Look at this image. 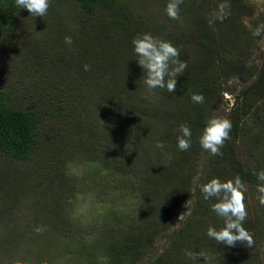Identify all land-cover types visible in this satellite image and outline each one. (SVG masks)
I'll return each mask as SVG.
<instances>
[{
  "label": "rangeland",
  "instance_id": "1",
  "mask_svg": "<svg viewBox=\"0 0 264 264\" xmlns=\"http://www.w3.org/2000/svg\"><path fill=\"white\" fill-rule=\"evenodd\" d=\"M114 1L117 4L116 10L120 9L122 12L125 10L130 18L142 25L146 23L153 26L151 21L158 22L160 27L151 29L153 31L151 34L171 41L180 50L181 60L186 61L187 65L205 66V56L193 41V37L198 35L195 23L201 22L196 17L180 10V20L170 19L165 11L168 0ZM242 1L243 9L240 13L247 33L240 41H234L238 44L226 47L228 49L226 57L238 59V64L258 68L264 59V30L261 31V35L255 37L254 32L264 25V0ZM187 3L189 1L185 0V4ZM74 11L70 0H51L45 17L34 18L26 10L22 14L20 28L14 33L0 37V86L10 89L6 101L14 105L20 101L30 104L32 99H39L41 94L49 90L45 88L47 82L43 81H52L56 77L59 80L65 79L60 83L62 87L69 85L70 98H66L62 103L69 107L72 103L76 104L72 92L78 83L73 82L72 74H70L72 78L61 76L62 73L66 74L62 65H72L75 52L71 51V45L80 41L71 20ZM147 18L150 22L145 21ZM65 36L72 37L71 45L64 43ZM143 79L132 90L136 99L134 98V101L132 99L131 103L139 106L141 110L139 113H143L142 117L145 118L144 121L134 119L139 120V123L137 122L139 127L132 126L136 123L131 125L129 118L126 117L127 105L113 107L105 99L96 101L93 94L92 99L86 92L75 90L79 98L82 96V102L76 104L77 113L83 124L82 130L78 129L72 117L59 115L58 121L48 117L49 124L41 128L43 154H35L30 162H22L0 153V209L5 208L1 210L0 264H128L132 258L134 259L133 253L122 258L109 253L106 249L112 238L111 229L117 224L136 225L147 219L155 225L159 213L164 212L162 210L164 199L169 200L170 205H167L168 215H163L160 219L166 221L167 230L154 236L152 246L146 249V254L143 253L141 260L136 259V264H146L157 255L163 258L164 264H222L219 254L204 251L202 248L201 252L196 253L200 254L198 257L189 258L177 248L168 247L170 234L181 226H190L192 223L189 219L192 201L188 204L191 199L174 200L177 192L174 190L168 192L169 186L165 185L167 190L157 191L153 199L141 204L143 198L136 192L141 184L136 178L133 180L134 177L130 174L123 177V171L127 166L133 170L137 165H141L140 161L145 164L139 157L150 158L151 164L147 167L152 170L163 164L165 169L172 171L176 164L171 161L180 155L176 150L177 136L180 134L177 122L174 118L172 120L174 126L170 122L167 128L166 124L156 122V116L174 111V115L179 117L189 116L186 104L162 95L161 89L149 93ZM182 79L183 74L178 77L177 82ZM234 81L235 79H231L227 85L240 88L239 82ZM70 89L73 91L70 92ZM132 94L130 93L128 98H131ZM233 97V93H223L222 99L216 101L213 113L227 118L232 109ZM43 100L44 98L41 101ZM42 102L36 104L41 108ZM51 103L46 105L50 106ZM82 106L85 107L84 111H81ZM128 132H136L132 138L133 143L141 137L142 140L137 143L139 147L143 142L148 145L150 143L149 146L161 143L163 147L156 145V149L161 151L150 152L146 157H142L143 152L135 148V143L126 148L123 145L116 149L109 148V141L115 142L120 138L121 142L128 136ZM261 132H263L261 127L249 126L245 128L244 135L232 140L237 144L243 161H250L248 160L250 157L254 162L260 159L255 163H259L264 170V138L261 137L263 136ZM251 137H258L255 140L259 144L255 145ZM163 139L167 141L165 144L161 142ZM200 149L192 156L187 166L191 168L193 174L192 182L204 176L201 171L210 157L207 152ZM129 150L132 152L134 150V154L139 157L129 158L128 165H124V154L127 151L129 154ZM59 158L65 161L62 163L63 173L51 171L42 179V184L35 173L29 172L30 166L37 168L40 165L55 164ZM117 159L123 165L118 164L121 168L118 173L111 169V166L117 164ZM35 160L37 165L34 164ZM175 161H178L177 158ZM229 179L234 178L226 177L220 180ZM259 183L260 181L257 184ZM257 184L252 187L247 185L245 203L248 216L245 221L255 225L256 219H259L264 228V207H261L256 199ZM61 185L63 187H59ZM57 187L59 189L58 192H54V196L60 194V213L55 216L54 201L51 197L52 191H56ZM151 206L157 208V216L149 209ZM202 218L201 223L204 227L201 231L206 230L209 225L216 226V219L208 213ZM37 227H43L44 230L38 234L35 231ZM13 228L20 231L21 242L14 256H10V252L8 253L3 246ZM209 239H207L209 243L214 242ZM173 245L176 247L175 243Z\"/></svg>",
  "mask_w": 264,
  "mask_h": 264
},
{
  "label": "trees",
  "instance_id": "2",
  "mask_svg": "<svg viewBox=\"0 0 264 264\" xmlns=\"http://www.w3.org/2000/svg\"><path fill=\"white\" fill-rule=\"evenodd\" d=\"M70 1L75 9L74 14L71 15V20L75 26L74 31L78 33L80 41L71 45V51L74 50L75 52L72 57V65H62L66 74L62 73L61 76L64 77L65 75L68 78H72L70 76L72 74L74 76L73 82L76 81L78 83L75 90L81 93L86 92L89 97L93 94L94 98L97 99L96 101L105 99L113 107L127 105L128 115L126 117L129 118L131 125L136 123L132 126L137 125L139 127V120L144 121L145 118L142 117L143 113H139L141 111L139 106L131 103L132 99L133 101L134 98L136 99V96L132 94V90L144 78V73L136 61L137 57L133 51L132 40L137 34L153 33L151 29H155L154 27L156 26L160 27V25H158V22H150L149 18L145 19V21H149L153 26L146 23L140 24L130 18L125 13V10L123 12L120 9L116 10L117 4L114 0ZM188 1L189 3L185 4L184 0L183 4L180 5L183 9L180 8V10L187 12L189 15L191 14L201 21L195 23L198 37H193V41L205 56V66L187 65L183 72V79L177 82L175 93H169L166 89H161L162 95L170 96L186 104L189 116L186 118L183 116L179 117L174 115L175 111L167 114L162 113L156 116V122L161 125L166 124L167 128H169L170 122L174 126L172 123L174 118L178 128L181 123L187 122L192 131V146L188 151L184 152L179 151L176 147L180 155L176 157L178 161H175L176 158L171 161V163L176 164L172 171L165 169L162 166L163 164L157 165L152 170L147 167L151 164L150 158H141L139 155L134 154V150L133 152L129 150V154L128 151L124 154L123 164L128 165L127 161L129 158H137L138 156L140 160L143 159L145 166L141 161V165H137L133 170H130L127 166L123 171V177L130 174L134 177L133 180L136 178L137 182L141 184L137 188L138 191H136L143 198L141 204L153 199L157 195V191L167 190L164 187L165 185L169 186L168 192L171 190L177 192V197L174 200L191 199L192 211L189 219H191L192 223L190 226H181L170 234L168 240L169 248H177L179 252L184 254L188 251L196 254L201 252L202 248L204 251L219 254L222 264H264V228L259 219H256L255 225L248 224V221H244L243 225L254 236V248H247L239 242L236 247L219 245L215 241L208 242L207 229L201 231L204 227L203 223H201L203 215L208 213L216 219L215 227L217 230L223 227L224 222L211 211V205L216 201L214 199L205 201L200 191V186L210 181V178L224 180L226 177L235 178L239 175L249 187L259 182L256 175L253 174V170L256 172L263 170L259 163H255L260 159L254 162L250 157L248 159L250 161H243L240 158L238 146L233 142L232 138H240L244 135L245 128L249 126L261 127L263 129V132H261L263 136L261 135V137L264 138V59L262 64L255 68L253 65L238 64V59H228L226 57L228 53L226 47L228 45L233 47L234 44H238L234 41H240L241 37H244L247 33L245 32L242 14L240 13V10L243 9L242 0H228L231 4L229 17L223 22L215 21L211 25L209 24L210 14L223 0ZM26 10L17 8L15 0H0V37L14 33L20 28L22 14ZM188 14H184V16ZM248 38L250 39L249 35ZM85 64L90 65V71H84L83 66ZM196 65L201 66V64ZM55 71H57V66ZM231 79L238 81L240 88L235 85H231L234 88L228 86L227 84ZM64 80H59L55 77L52 81H43V83L47 82L45 88H49V90L41 94L39 99L30 100V104L20 101L14 105L10 101H6L7 92H10V89L7 90V88L0 86V153L10 159L22 162H30L35 154H43L41 147L44 141L41 128L49 124L47 122L48 117L57 121L60 119L59 115L72 117L78 129L82 130L83 124L80 121L76 106L77 103L79 105L82 102V96L79 98L77 92L70 89V92L73 91L72 94L75 96L74 102L76 104L72 103L70 107L63 104L62 102L66 98H70L69 85L65 87L60 85ZM225 92L233 93V101L235 102L227 115L233 125L230 133L231 139L225 141L226 145L221 149L222 156L208 157L207 164L201 171L202 176H204H200L192 182L191 177L193 174L191 173V168L187 167L190 164L189 160L201 150L199 144L200 135L207 121L211 117L216 116L213 113V107L219 98L222 99ZM130 93L132 97L128 98ZM194 93L203 94V104L192 102L191 96ZM42 98H44L43 102L41 101ZM91 98L93 99V96ZM38 102H42L41 108L36 104ZM46 103H51V105H46ZM54 105L56 106L53 107ZM84 109L85 107L82 106L81 111H84ZM145 114L148 115L147 113ZM135 118L139 120L135 121ZM134 134L136 132H128V136L121 142L120 138L115 142L109 141V148L116 149L120 148L121 145L126 148L135 143V148L143 152L142 157L148 156L153 151L155 153L161 151L156 149L157 144L155 143L149 146L150 143L148 145L143 142L139 147L137 143L139 144L142 139L139 137L133 143ZM251 138L255 145L259 144L255 140L258 137ZM96 140L98 143L97 138ZM161 142L165 144L167 141L163 139ZM64 162V159L59 158L57 163L50 161V163L55 164L40 165L37 168L30 166L29 172L35 173L36 178L42 184V179H45L46 174L51 171L63 173L62 163ZM116 162L117 164L113 167L111 166V169L118 173L121 169L118 164H122L119 159ZM34 164L37 165L36 160ZM36 172H39V174ZM55 176L57 177V174ZM59 187H63V185ZM59 187H57L56 191H52L53 196L51 197L54 201L53 212L55 216L60 213V194L58 193L54 196V192H58ZM168 204L170 205V201L164 199V207L162 208L164 212L159 213V219H157L155 225H153L151 220L147 219L136 225L117 224V226L113 227L111 229L112 238H110V242L106 247L107 251L111 254L122 256V258L127 257L128 254L131 256L133 253L134 259L132 258L128 264H136L137 261L141 260L143 253L146 254V249L152 246L154 236L167 230L166 221H162L160 217L168 215ZM4 209H0V222L2 221L1 210ZM149 209L156 214L157 208L151 206ZM12 230L3 246L8 253L10 252V256H14L21 242L20 231L14 228ZM211 240L209 239V241ZM173 243L176 244V247ZM140 248H144V250L142 251ZM136 259L138 260L136 261ZM162 259L161 256L157 255L147 261L146 264H164Z\"/></svg>",
  "mask_w": 264,
  "mask_h": 264
},
{
  "label": "clouds",
  "instance_id": "3",
  "mask_svg": "<svg viewBox=\"0 0 264 264\" xmlns=\"http://www.w3.org/2000/svg\"><path fill=\"white\" fill-rule=\"evenodd\" d=\"M184 0H168L166 14L172 20H180V5ZM15 6L27 9L30 16L43 18L48 14L51 0H15ZM231 4L228 0L219 3L215 10L211 12L209 24L215 21L223 22L230 15ZM264 25L257 28L254 35H261ZM64 43H73L71 36H65ZM133 51L136 55L137 63L144 73L143 84L149 93H154L156 89H166L169 93H175L178 77H181L187 68V62L182 61L180 50L171 41L163 40L153 36L151 33L137 34L133 40ZM84 71H90V65L83 66ZM191 100L195 104H203V94H192ZM233 101V106H234ZM233 125L230 119L224 116L211 117L204 127L199 144L209 156H222L221 149L225 141L231 139ZM177 148L179 151H188L192 146V131L187 122L181 123L178 128ZM157 147H163L158 143ZM171 157L169 156V160ZM259 184L256 186V199L261 207H264V170L256 172ZM247 185L237 175L234 179L221 181L219 178H212L207 183L200 186V191L205 201L215 200L211 205V211L223 220V227L219 230L214 225H209L206 230L208 238L214 240L219 245L236 247L237 243L243 244L247 248L255 247V240L243 225L247 219L248 212L245 203ZM191 200L188 201V204ZM43 227H37L35 231L39 234ZM189 258L198 257L191 251L185 253Z\"/></svg>",
  "mask_w": 264,
  "mask_h": 264
}]
</instances>
